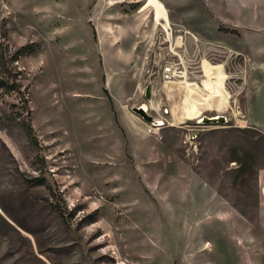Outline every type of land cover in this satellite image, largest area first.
Masks as SVG:
<instances>
[{"label": "rangeland", "instance_id": "obj_1", "mask_svg": "<svg viewBox=\"0 0 264 264\" xmlns=\"http://www.w3.org/2000/svg\"><path fill=\"white\" fill-rule=\"evenodd\" d=\"M4 32L34 51L0 90V264H264V0H0Z\"/></svg>", "mask_w": 264, "mask_h": 264}, {"label": "trees", "instance_id": "obj_2", "mask_svg": "<svg viewBox=\"0 0 264 264\" xmlns=\"http://www.w3.org/2000/svg\"><path fill=\"white\" fill-rule=\"evenodd\" d=\"M6 33L0 35V90L4 94L20 91V84L18 83V72L14 66L15 63L22 57L33 53V46H22L19 49L11 52L6 43ZM27 135L35 138L31 126L28 128Z\"/></svg>", "mask_w": 264, "mask_h": 264}, {"label": "crops", "instance_id": "obj_3", "mask_svg": "<svg viewBox=\"0 0 264 264\" xmlns=\"http://www.w3.org/2000/svg\"><path fill=\"white\" fill-rule=\"evenodd\" d=\"M138 44H140V43H138ZM168 83H165V88L167 89L166 94H167V97H168L167 98V106H168V112H167V114H169V111H170L171 118L175 119L177 121V123H180L181 121H183V120L179 121V118L181 117V108H180V106L178 104L179 103L180 92L175 89L177 86H174V85L168 86ZM168 89H171V90L168 91ZM176 99L178 101H176ZM152 107L154 108V110H156V111L158 110V104H155L154 103V105ZM121 108L124 111V104L123 103L121 104ZM173 112H174V114H173ZM129 119H131L132 122H134L133 124L135 126L139 125L132 118H129ZM154 120H156V119H154ZM213 197H215V196H213Z\"/></svg>", "mask_w": 264, "mask_h": 264}, {"label": "water", "instance_id": "obj_4", "mask_svg": "<svg viewBox=\"0 0 264 264\" xmlns=\"http://www.w3.org/2000/svg\"><path fill=\"white\" fill-rule=\"evenodd\" d=\"M150 97V87L147 86L145 90V98L148 99ZM133 113H135L137 116H139L144 122L151 124L155 127H161L163 125H160L158 122H155V120L150 116L143 108L141 107H134L132 109ZM226 118L223 116H215V117H205L202 116L201 121L199 123L202 124H225Z\"/></svg>", "mask_w": 264, "mask_h": 264}, {"label": "built area", "instance_id": "obj_5", "mask_svg": "<svg viewBox=\"0 0 264 264\" xmlns=\"http://www.w3.org/2000/svg\"><path fill=\"white\" fill-rule=\"evenodd\" d=\"M180 75L179 65L168 62L161 70V77L164 82H173Z\"/></svg>", "mask_w": 264, "mask_h": 264}, {"label": "bare ground", "instance_id": "obj_6", "mask_svg": "<svg viewBox=\"0 0 264 264\" xmlns=\"http://www.w3.org/2000/svg\"><path fill=\"white\" fill-rule=\"evenodd\" d=\"M184 67H185V66H184ZM182 82H185V81L182 80L180 83H174V84H176V86L179 87V88H184V89H189V90H191V89L195 90V87H193V86H191V85H185V84H183ZM165 83H168V82H165ZM140 107L143 108V110H145L146 112H148L149 109H150V107H149L148 104H146V103H144V104L141 105ZM219 116H220V115H219ZM200 121H201V119H200ZM200 121H199V122H200ZM155 122H158L160 125H163V124H164L162 120H155ZM242 127H244L243 123H242Z\"/></svg>", "mask_w": 264, "mask_h": 264}]
</instances>
